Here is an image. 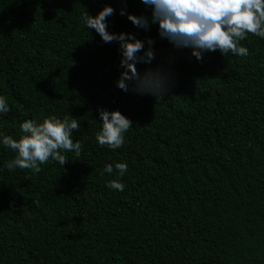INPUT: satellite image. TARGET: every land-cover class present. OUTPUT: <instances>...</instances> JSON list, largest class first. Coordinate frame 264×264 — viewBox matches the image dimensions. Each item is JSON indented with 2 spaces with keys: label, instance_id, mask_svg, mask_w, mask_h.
Listing matches in <instances>:
<instances>
[{
  "label": "trees",
  "instance_id": "16d2710c",
  "mask_svg": "<svg viewBox=\"0 0 264 264\" xmlns=\"http://www.w3.org/2000/svg\"><path fill=\"white\" fill-rule=\"evenodd\" d=\"M110 33L153 45L143 77L170 74L166 91L116 86L119 44L104 43L81 17L105 6ZM152 10L140 0H0V133L19 139L26 120L72 116L79 157L49 161L38 174L9 171L16 155L0 143V264H264V39L247 57L176 50L158 24L121 15ZM99 108L133 121L115 151L100 147ZM126 163L123 192L106 185V164Z\"/></svg>",
  "mask_w": 264,
  "mask_h": 264
},
{
  "label": "clouds",
  "instance_id": "9594fccd",
  "mask_svg": "<svg viewBox=\"0 0 264 264\" xmlns=\"http://www.w3.org/2000/svg\"><path fill=\"white\" fill-rule=\"evenodd\" d=\"M126 3L127 0H120ZM152 10L151 21L145 15L128 14L122 8L121 15H127L129 21L137 28L148 31L151 24H158L161 39L167 40L176 50L190 49L191 56L203 62L204 55L217 52L226 57L229 54L238 57L250 55L249 49L241 41L249 35L264 39V0H140ZM115 9L105 6L96 16L85 12L81 19L88 29H94L104 43L119 44L122 59L120 67L124 69L116 86L127 93L144 95L166 91L165 85L170 74L157 69L149 71L143 77L136 68L137 63L151 64L155 59L153 45L155 40L148 38V48L142 56L137 53L145 49V42L137 39L135 34L110 33L107 18L115 14ZM8 99L0 95V114L10 111ZM102 121L101 129L95 139L100 147L113 151L123 147L125 133L133 126V121L119 110L109 111L99 108ZM19 139L0 133V143L16 153L5 166L9 171L16 168L29 169L38 174L42 165L49 161L58 162L61 166L68 163L64 153L74 152L77 157L82 152L79 140H73L74 131L78 132L80 124L77 118L56 115L45 116L41 121L26 120L20 125ZM128 170L126 163L106 164L100 173L118 174L117 179L107 182V187L123 192L125 185L120 182Z\"/></svg>",
  "mask_w": 264,
  "mask_h": 264
}]
</instances>
